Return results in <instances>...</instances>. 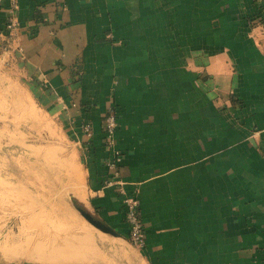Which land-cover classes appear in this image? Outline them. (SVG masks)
Masks as SVG:
<instances>
[{"label": "crops", "instance_id": "1", "mask_svg": "<svg viewBox=\"0 0 264 264\" xmlns=\"http://www.w3.org/2000/svg\"><path fill=\"white\" fill-rule=\"evenodd\" d=\"M10 6L0 5V33L8 16L18 24L10 54L79 149L78 203L126 238L124 193L104 185L113 103L120 180L145 227L142 264H264V0Z\"/></svg>", "mask_w": 264, "mask_h": 264}, {"label": "rangeland", "instance_id": "2", "mask_svg": "<svg viewBox=\"0 0 264 264\" xmlns=\"http://www.w3.org/2000/svg\"><path fill=\"white\" fill-rule=\"evenodd\" d=\"M37 88L14 59L0 56V264H142L140 248L73 207L74 172L84 179L80 152L62 115L35 96ZM34 204L41 208L37 219L26 209ZM76 225L93 237L81 243L89 256H50L71 241Z\"/></svg>", "mask_w": 264, "mask_h": 264}, {"label": "built area", "instance_id": "3", "mask_svg": "<svg viewBox=\"0 0 264 264\" xmlns=\"http://www.w3.org/2000/svg\"><path fill=\"white\" fill-rule=\"evenodd\" d=\"M3 0H0V5ZM17 6V0H11L10 9L13 10ZM17 20L13 15L7 17L5 21V32L0 33V56L6 55L8 58H12L11 46L14 38V30L17 27ZM117 113L113 103H110L103 116V130L106 135V145L111 149V154L106 159L107 176L104 180V185H116L118 190L124 193V212L125 221L128 224L127 240L142 249L146 242V233L144 223L141 218L140 202L136 194H127L124 192L121 180L118 161L120 159V152L114 148V131L117 127ZM82 130L85 132L89 140L92 138V129L90 122L84 121L82 123Z\"/></svg>", "mask_w": 264, "mask_h": 264}, {"label": "bare ground", "instance_id": "4", "mask_svg": "<svg viewBox=\"0 0 264 264\" xmlns=\"http://www.w3.org/2000/svg\"><path fill=\"white\" fill-rule=\"evenodd\" d=\"M82 175H83L82 171L79 172V173H78V171L74 172L73 181L71 183V187H72L71 189L73 190V193L75 195H79V196H83L85 194V189H86L85 188L84 179H83ZM50 178L47 177V180L49 182L53 181ZM26 209L27 210L30 209L33 212L32 213V218L33 219H37L38 218L39 213L37 215L36 211L37 210H41V208H39V205L37 206V204H34L33 206L31 205V206L27 207ZM80 229H81V227L79 225H76L72 229L73 230L72 231L73 232V237H72L71 241L65 242V243H64V241L63 242L60 241L63 244V247L59 248V249H56V250H52L49 255L52 256V257H56V258H58V257H60V258H63V257L64 258H69L71 260L76 259L75 257L85 258L86 256H89V252L86 249H83V247H81V243L82 242L91 243L92 240H93V237L91 236V234L88 231H86L84 229L83 230H80ZM77 230H80V231H77ZM40 247H44V246H40ZM44 252H45V250H44ZM4 256L9 258V259H13V258L17 257L16 255L12 256V255L8 254L7 252H5ZM96 263L101 264V260L100 259H96Z\"/></svg>", "mask_w": 264, "mask_h": 264}, {"label": "water", "instance_id": "5", "mask_svg": "<svg viewBox=\"0 0 264 264\" xmlns=\"http://www.w3.org/2000/svg\"><path fill=\"white\" fill-rule=\"evenodd\" d=\"M73 207L84 218H86L88 221H90L92 224H94L98 228L102 229L104 232L111 233V234H114V235L118 234L117 232L114 231V229L111 226H109L107 223H105L104 221H102L101 219H99L95 214H93L90 211L86 210L80 203H77V204L74 203V206Z\"/></svg>", "mask_w": 264, "mask_h": 264}]
</instances>
